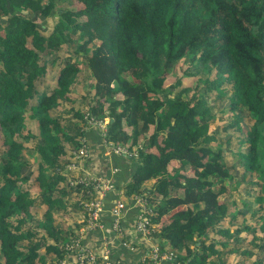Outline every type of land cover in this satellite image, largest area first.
I'll return each instance as SVG.
<instances>
[{
  "label": "trees",
  "instance_id": "obj_1",
  "mask_svg": "<svg viewBox=\"0 0 264 264\" xmlns=\"http://www.w3.org/2000/svg\"><path fill=\"white\" fill-rule=\"evenodd\" d=\"M63 1L0 0V264H90L93 231L103 235L95 264H104L108 234H78L86 204L101 198L76 183L84 171L68 168L92 131L102 152H129L110 151V171L98 177L116 187L102 199L106 227L129 180L126 216L139 243L124 221L121 241L133 250L115 244L138 254V264H154L135 229L142 213L171 264H264V0H75L58 9ZM55 15L50 32L39 28L37 17ZM226 88L240 135L230 154L260 187L250 223L220 201L234 166L210 132L205 96ZM107 118V131L89 123ZM182 189L203 198L174 194ZM180 210L186 215L176 217ZM110 249L112 264H122Z\"/></svg>",
  "mask_w": 264,
  "mask_h": 264
},
{
  "label": "rangeland",
  "instance_id": "obj_2",
  "mask_svg": "<svg viewBox=\"0 0 264 264\" xmlns=\"http://www.w3.org/2000/svg\"><path fill=\"white\" fill-rule=\"evenodd\" d=\"M76 3L75 0H65L62 3H60L58 5V9H65L66 7H69L71 5H74ZM19 13V12H17ZM39 16V15H38ZM38 18V24H39V28L40 27H44L42 30H45V32H50L52 30V25L53 23L56 21L57 16L55 15L54 17H52L49 20H45L44 18ZM34 20H36V18L34 17ZM47 34V33H45ZM116 64H115V60L112 58L110 59V63L107 69V79L111 80L112 77H114L116 75ZM205 79L206 76H203ZM198 79V78H197ZM198 81V80H197ZM174 82V79L170 80L169 83L166 84V87H169L170 84H172ZM187 84H189V81L186 82ZM223 89L225 88V86L222 87ZM221 88V89H222ZM181 87L179 86L177 90H180ZM203 93V90H202ZM193 94V92L191 93V95ZM232 95V92L229 88H226L224 90V94L221 95L219 92H213L207 96H205L206 100V104L209 105V112H211V115L213 117V121H212V131H210L211 133H215L217 135V137H219L220 141L223 143V145L221 146L222 151L224 152V155L226 157V160L229 162L230 166H234L232 169H234L233 171V177L234 179L228 183V190L226 192V194H228V196H221L220 197V201L221 203H228L231 211L233 212H238L241 211L242 213H244V219L246 220V222L250 223V221L252 220V213L258 211L259 209V205L256 202V197L259 193V186H254L253 188L249 186L250 183H253L254 180L256 179L254 176H251L250 174L246 175L244 173L243 168L240 166V164L238 162H236L234 159V157L230 154V152H234L237 153L239 151L238 149V140L236 139L237 137H239V132L237 131L236 127L231 128L230 126L233 124V115L228 111L229 110V99ZM84 102L82 101L81 104H83ZM79 107L82 109V111H84L82 105H79ZM85 112V111H84ZM108 121H110L109 118H107L105 120V131H107V125H108ZM247 125H249L248 121L245 119L244 122H242L241 126L243 128H246ZM93 130V129H92ZM175 136H179L176 135ZM229 139H232L231 142H228ZM1 137H0V145H1ZM81 143H83V149L84 152H82L84 155L82 157H74V160H77L78 162L81 161V167L88 170L90 174H97L98 176H103L105 175V163L104 160L107 159L109 153V148L106 147V154L105 152H102V150L97 147V140H93L91 139V137H86L85 139H83L81 141ZM216 145V143L214 144ZM218 148V146H217ZM220 148V147H219ZM73 155V152H72ZM175 166V165H173ZM171 165V167H173ZM87 167V168H86ZM97 169V170H96ZM29 170V169H28ZM27 170V171H28ZM31 170V169H30ZM153 184L152 183H148L145 184L143 187L146 189H150L151 186ZM128 186L127 184H124L122 191L119 193L121 195V199L124 201H127L128 199H132L128 198L126 195V187ZM174 194L179 196V197H183L185 199L190 200L192 203L200 200L203 198L202 194L200 193H191V192H187L185 190H178V191H174ZM208 198H210V200L212 201H216V197L213 195H208ZM179 213L176 215V217H183L186 215L185 211H178ZM83 218V217H82ZM167 224L170 223V221L166 222ZM241 222H238L237 224H240ZM166 224V225H167ZM68 227L70 228L71 226L68 225ZM86 232V227L80 229L78 231L79 237L84 236ZM159 239V238H158ZM158 239H155L157 242L160 241ZM93 246V245H92ZM90 247V246H89ZM92 248V247H91ZM93 251H95V249H97V247H93ZM97 252V251H95ZM136 253H138V250L135 251ZM169 264H171V262L169 261Z\"/></svg>",
  "mask_w": 264,
  "mask_h": 264
},
{
  "label": "built area",
  "instance_id": "obj_3",
  "mask_svg": "<svg viewBox=\"0 0 264 264\" xmlns=\"http://www.w3.org/2000/svg\"><path fill=\"white\" fill-rule=\"evenodd\" d=\"M90 125L92 127H97L101 129L102 131H105V123L101 121H89ZM109 146H105V148ZM110 151H113L114 153L118 155H128L129 152L125 148H109L108 153ZM84 149L82 148L80 152L76 155L77 157H82L84 154ZM107 152V151H106ZM73 162L69 165V169L75 170V171H84L86 174L78 177V180L76 181L77 184H82L88 188H93L95 190V193L98 194L101 198L100 200H97L96 203H87L86 206L89 207V213L87 214L88 219V225L86 226L87 229L95 230L100 229L108 234L107 238H105V250L102 255L104 264H112L110 261V254L111 249L110 246H115V242L121 243L125 247H129L133 250V248L126 243H122L121 238L122 235L124 236V230H123V222L125 221L126 214L128 212L127 203L126 201L122 200L121 198H116L111 205V208L109 210V214L112 217V223L109 227H106L103 223L102 215L105 212L104 209V203H102V199L104 197H107L110 193L116 192V187L114 183L111 180H107L104 177H97V175L90 174L89 171L82 168L81 161ZM136 204L132 207L139 208L138 205H140V200L135 199ZM137 220L135 222V229L137 232L143 237L144 241L146 243L150 244V248L152 251L150 252L151 260L154 262V264H161L162 260H169L171 261V256L169 255H162L160 252V249L157 244L153 242V229L151 228V224L149 219L145 216L144 213L138 214ZM126 234V230H125ZM127 235V234H126ZM110 240V242H109ZM85 250V249H84ZM81 259V257H80ZM87 259V262L90 264H95L97 260V254L93 251L89 252V256ZM85 261L81 259V263H84Z\"/></svg>",
  "mask_w": 264,
  "mask_h": 264
},
{
  "label": "crops",
  "instance_id": "obj_4",
  "mask_svg": "<svg viewBox=\"0 0 264 264\" xmlns=\"http://www.w3.org/2000/svg\"><path fill=\"white\" fill-rule=\"evenodd\" d=\"M97 131H92L89 135V137H91V139L93 140H96L95 137H97ZM98 142V141H97ZM97 147H99L101 150H102V146H99V144L97 143ZM106 154V152H105ZM111 163H112V160H111ZM126 164L130 165L129 163L126 162ZM109 167L105 170L104 172L106 173V170L107 171H110V164L108 165ZM87 168V167H86ZM97 170V169H96ZM125 184L129 182H127V180H124ZM133 216L130 215H127L126 216V220H125V223L126 224V229L127 230V233H129V237H131V240L135 241V243H139L135 236H134V232L131 230V228L133 227V220H132ZM87 230V229H86ZM97 235L99 237H103V235H101L100 233H98L97 231H93L92 233H89L87 235V239L89 241V245H93V247H97ZM102 240V239H101ZM105 244V243H104ZM144 244H142L143 246ZM147 247V245H146ZM136 248V247H135ZM137 251V249H136ZM113 253H114V258L117 262H122V264H138L139 261V255L138 254H131L129 253L128 251H125L123 250V247H121L120 245L116 244L114 247H113Z\"/></svg>",
  "mask_w": 264,
  "mask_h": 264
}]
</instances>
